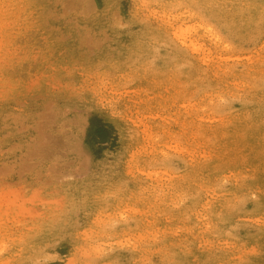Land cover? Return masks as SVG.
Here are the masks:
<instances>
[{
  "label": "rangeland",
  "instance_id": "374dc122",
  "mask_svg": "<svg viewBox=\"0 0 264 264\" xmlns=\"http://www.w3.org/2000/svg\"><path fill=\"white\" fill-rule=\"evenodd\" d=\"M0 264H264V0H0Z\"/></svg>",
  "mask_w": 264,
  "mask_h": 264
}]
</instances>
